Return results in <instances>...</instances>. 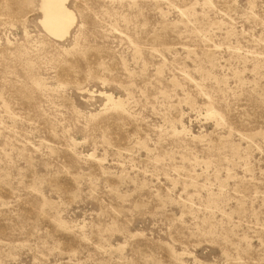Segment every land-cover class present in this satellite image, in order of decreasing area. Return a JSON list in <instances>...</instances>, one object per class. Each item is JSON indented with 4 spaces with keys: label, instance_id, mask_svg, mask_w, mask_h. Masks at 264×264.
I'll return each instance as SVG.
<instances>
[{
    "label": "rangeland",
    "instance_id": "374dc122",
    "mask_svg": "<svg viewBox=\"0 0 264 264\" xmlns=\"http://www.w3.org/2000/svg\"><path fill=\"white\" fill-rule=\"evenodd\" d=\"M66 5L0 0V264H264V0Z\"/></svg>",
    "mask_w": 264,
    "mask_h": 264
},
{
    "label": "bare ground",
    "instance_id": "6f19581e",
    "mask_svg": "<svg viewBox=\"0 0 264 264\" xmlns=\"http://www.w3.org/2000/svg\"><path fill=\"white\" fill-rule=\"evenodd\" d=\"M67 1L40 0L39 9L42 16L39 24L42 30L56 41H61L67 37L74 24L75 18L73 13L67 8ZM107 99L109 100V98ZM246 137L243 136L242 140H245Z\"/></svg>",
    "mask_w": 264,
    "mask_h": 264
}]
</instances>
